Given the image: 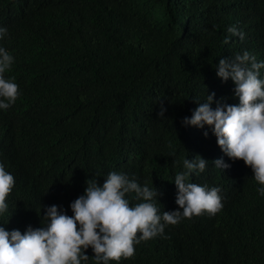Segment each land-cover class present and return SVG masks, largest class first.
<instances>
[{
    "label": "trees",
    "instance_id": "obj_1",
    "mask_svg": "<svg viewBox=\"0 0 264 264\" xmlns=\"http://www.w3.org/2000/svg\"><path fill=\"white\" fill-rule=\"evenodd\" d=\"M232 26L244 39L224 44ZM0 27L14 57L5 77L20 90L0 109V163L15 178L0 227H45L52 205L73 216L86 181L103 186L113 171L156 188L161 213L182 211L174 179L199 155L206 169L188 182L220 188L222 210L167 225L119 264H264V196L252 169L222 151L211 127L183 124L212 92L239 104L216 65L244 51L264 62V0H0ZM86 255L95 264L91 247Z\"/></svg>",
    "mask_w": 264,
    "mask_h": 264
},
{
    "label": "clouds",
    "instance_id": "obj_2",
    "mask_svg": "<svg viewBox=\"0 0 264 264\" xmlns=\"http://www.w3.org/2000/svg\"><path fill=\"white\" fill-rule=\"evenodd\" d=\"M232 36L244 39V33L235 26L227 29ZM8 35V29L0 27V41ZM14 57L0 46V109L8 110L20 97L19 86L14 78L6 79ZM264 62H257L248 51L237 53L234 58H221L216 65L217 76L223 81L231 79L235 84L238 105L216 101L215 92L207 95L205 102H197L192 116L185 117L183 124L204 129L212 128L222 151L232 160H243L261 185L257 189L264 196V80L260 70ZM216 108H212V103ZM158 113L164 117L166 108L162 101ZM208 135L207 132L204 133ZM207 162L197 155L195 159L183 160L185 171L178 172L174 183L177 187L176 203L180 210L164 211L157 207L160 193L141 186L124 173L110 172L100 186L96 179L86 181L85 194L71 203L73 216L62 213L58 206L47 207L45 227H28L25 233L7 231L0 227V264H87L86 255L91 247L95 264H109L134 258L136 245L142 241L163 235L167 225H178L183 219H192L207 213L215 216L223 208L221 189L200 186L188 182L193 174L205 171ZM217 168L230 167L222 159L213 161ZM15 187V178L0 163V215L8 211L7 198ZM135 193L143 202L130 206L126 194Z\"/></svg>",
    "mask_w": 264,
    "mask_h": 264
}]
</instances>
